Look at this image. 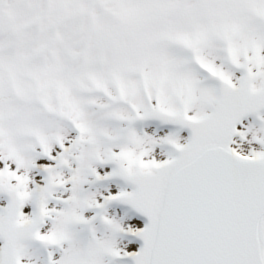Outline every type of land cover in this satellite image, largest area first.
Masks as SVG:
<instances>
[{"label": "snow or ice", "instance_id": "snow-or-ice-1", "mask_svg": "<svg viewBox=\"0 0 264 264\" xmlns=\"http://www.w3.org/2000/svg\"><path fill=\"white\" fill-rule=\"evenodd\" d=\"M0 264H264V0H0Z\"/></svg>", "mask_w": 264, "mask_h": 264}]
</instances>
